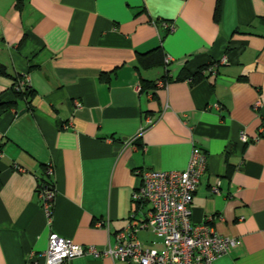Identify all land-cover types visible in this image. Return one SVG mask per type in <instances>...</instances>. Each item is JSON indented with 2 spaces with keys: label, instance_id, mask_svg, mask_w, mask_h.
Here are the masks:
<instances>
[{
  "label": "crops",
  "instance_id": "1",
  "mask_svg": "<svg viewBox=\"0 0 264 264\" xmlns=\"http://www.w3.org/2000/svg\"><path fill=\"white\" fill-rule=\"evenodd\" d=\"M21 1L0 0V264L43 263L52 232L103 249L129 224L160 249L150 203L131 200L136 170H183L194 146L206 164L192 222L239 240L212 264H264V0ZM159 45L164 63L142 67L137 55ZM25 76L34 95L17 98ZM48 164L50 221L38 195Z\"/></svg>",
  "mask_w": 264,
  "mask_h": 264
},
{
  "label": "built area",
  "instance_id": "2",
  "mask_svg": "<svg viewBox=\"0 0 264 264\" xmlns=\"http://www.w3.org/2000/svg\"><path fill=\"white\" fill-rule=\"evenodd\" d=\"M163 27L171 32L175 29L173 23L161 22ZM168 56L165 64H168ZM219 62H224L221 58ZM209 63L201 69V74L214 75L216 64ZM29 82L25 76L15 83L16 90H22ZM255 102L254 105H257ZM77 107L79 101H75ZM212 106L218 109L219 105ZM150 123L151 119L147 118ZM241 142L246 141L243 132L239 133ZM2 151L0 150V156ZM206 164V156L194 146L190 152L187 166L183 170H155L141 168L136 173L141 178V185L131 194L133 203L147 200L150 203L147 225L154 234L162 239L160 249H149L137 240L132 225L129 224L115 233L112 246L103 249L94 244H78L71 239L50 233L47 248L40 253L43 263L34 258L31 253L25 264H69L77 256H93L96 258H111L127 261L132 264H212L220 255L227 254L239 244V240L218 235L208 222L194 223L191 219V201L198 185L200 175ZM54 171L51 164L46 165L45 174L48 177ZM210 193H219V182L216 180L209 186ZM39 200L48 220L52 218V202L55 189L51 185L39 190Z\"/></svg>",
  "mask_w": 264,
  "mask_h": 264
},
{
  "label": "trees",
  "instance_id": "3",
  "mask_svg": "<svg viewBox=\"0 0 264 264\" xmlns=\"http://www.w3.org/2000/svg\"><path fill=\"white\" fill-rule=\"evenodd\" d=\"M21 2H22L21 0H17V5L19 6V4H21ZM169 23H172V22H169ZM163 56H164V53H163V50H162V46L159 45V46L153 48L152 50H150V51H148L146 53H139L137 55V60H138V63L142 67L150 68L152 66L164 63L163 62L164 61ZM112 73H114V72H112ZM111 77H112L111 73H109V74L102 73L100 75L101 81H104L106 83H110ZM191 77H192V79H191L192 82L195 83V82L199 81L202 78V75L200 74V69L195 74H193ZM20 79H21L20 77H17L14 80V82H13V84L11 86V90L13 91V93L16 95L17 98H31L34 95V93H33V89L28 85V83L25 84V86H24V88L22 90H16L14 88L15 83L17 81H19ZM147 85H148V82L143 81V83H141V90L144 89V86H147ZM51 184H52L51 178L47 176L46 179L42 180V183L40 185V189H42L44 187H48Z\"/></svg>",
  "mask_w": 264,
  "mask_h": 264
}]
</instances>
